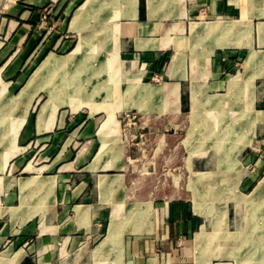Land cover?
<instances>
[{"label":"crops","instance_id":"obj_1","mask_svg":"<svg viewBox=\"0 0 264 264\" xmlns=\"http://www.w3.org/2000/svg\"><path fill=\"white\" fill-rule=\"evenodd\" d=\"M204 105L252 107L247 129L218 132L245 139L233 171L251 164L264 139V0H0V264H197L213 216L195 209L189 179L214 172L185 145L189 131L178 144L175 129L156 130L140 155L120 146L118 119L172 127L188 109L190 127ZM33 141L40 160L23 161ZM135 169L153 181L143 197ZM232 202L224 249L240 251L232 264H264Z\"/></svg>","mask_w":264,"mask_h":264},{"label":"rangeland","instance_id":"obj_2","mask_svg":"<svg viewBox=\"0 0 264 264\" xmlns=\"http://www.w3.org/2000/svg\"><path fill=\"white\" fill-rule=\"evenodd\" d=\"M36 77L38 76L36 75L35 78ZM145 83L153 82L146 81ZM187 108L188 107H186V109ZM263 108L264 107H259L258 110ZM250 110H252V107L247 105L198 106V111L194 118H192V115L189 114L190 127L186 117L188 109L185 111L187 112L186 115L180 119L181 122H176V126L172 127L154 125L148 128L145 126L144 120L135 112L121 114L118 119L120 122V146L123 145L129 151H133L136 154L139 153L140 155L144 153L147 147L157 138L158 133H156V130L165 132L175 129L177 131L178 144L184 138L186 132L189 131L186 139L184 140L185 145L189 148L191 153L195 154L196 159L202 160L203 156H205L204 161H206L205 166L207 167V172H214H194L190 175L189 179V188L193 191V195L195 194L194 206L196 204L200 205V208L204 209V211L209 210L210 215L213 216V220L212 218H209V224L206 231L207 234L205 235L204 242L200 245V247H196L195 249L197 264H200V261H202L203 264H232L234 260L240 259V251H237V255L235 256V250L233 249L232 245L230 248L224 249V243H226L225 245L227 247L230 245L228 240L227 242H224L223 234V223L225 222L227 214L225 204L232 202L233 198L235 199L236 196L233 194L234 192L243 195L249 194L255 187L257 188L261 180L264 179V139H257L259 142V147L262 149L256 152L257 157L255 160L247 166L244 165L242 170L233 171L232 168L234 164L231 159L233 154L230 152L233 151L235 141L241 140L244 142L245 139L233 137H222L219 139L216 137L218 136L219 131L233 130L235 128L247 129L249 126L248 119L252 114V111ZM261 116L264 118V114ZM235 119L237 121H235ZM259 127L260 129H263L264 125ZM212 134H214V136H212ZM39 148L40 145H37V143L33 141L30 145L28 153L23 154V161L26 160L27 162L31 160L32 162H38L40 160V153L38 151ZM137 158L138 156L134 155L131 157V160H137ZM136 164L137 163H135V165ZM218 167H222V169L219 170ZM138 172H140L138 169L133 171L132 179H135V181L138 183L137 196L143 197L145 191H147L149 188H152L153 181L151 180L152 183L147 179L144 181L138 176ZM160 172L163 179H167L168 176L174 177L175 175H180V171L177 170ZM212 174L215 175L209 179L208 176ZM241 177L249 178L251 185L248 187L237 186L239 181L238 179ZM185 181L186 179L183 175L180 176L179 180L176 182V186L179 189L178 195L183 193ZM211 181L214 183V185L209 186L208 184ZM146 182H150V184H147ZM165 182L167 183L168 181L165 180ZM202 185L207 186L201 187ZM256 188L254 189L253 193L255 192ZM161 189L162 192L173 191V189L170 190L167 186H161ZM255 196V199L252 198L254 199L252 201L242 200L245 198L237 197L242 199L232 202L231 209L232 211L233 209L237 211L238 219H240L238 226L242 224L247 226L250 225L257 232L256 236L259 248L257 251H254V253L256 254V259L264 262V242H262V240L264 241V188L262 189L260 195L258 194L257 196V194H255ZM199 198H202V200ZM195 199H197L198 202H195ZM131 213L129 214L131 215ZM230 225L233 227L234 223H231ZM204 243L206 247L201 250ZM219 245H221V248H219Z\"/></svg>","mask_w":264,"mask_h":264},{"label":"bare ground","instance_id":"obj_3","mask_svg":"<svg viewBox=\"0 0 264 264\" xmlns=\"http://www.w3.org/2000/svg\"><path fill=\"white\" fill-rule=\"evenodd\" d=\"M81 13V12H80ZM116 34V33H115ZM75 56V55H74ZM63 60V59H62ZM65 60V59H64ZM49 62H50V60H48ZM61 61V60H60ZM48 62V63H49ZM57 64V63H56ZM179 64V63H178ZM177 64V65H178ZM51 65V64H50ZM53 69V68H52ZM81 70V69H80ZM42 71V67L38 70V72H37V76L40 74V72ZM54 71V70H53ZM63 71V70H62ZM73 71H75V70H73ZM47 72V71H46ZM54 73V72H53ZM94 73V72H93ZM57 74V73H56ZM67 74V73H66ZM96 74V73H95ZM47 75H48V73H47ZM67 76V75H66ZM50 78V77H49ZM32 79H34V78H32ZM46 80H48L47 78H46ZM53 80V79H52ZM75 80V79H74ZM82 81V80H81ZM52 82H54V81H52ZM51 82V83H52ZM67 82V81H66ZM98 82V81H97ZM48 83V82H47ZM55 83V82H54ZM101 83V82H100ZM57 84V83H56ZM87 85V84H86ZM99 85V84H98ZM28 86V85H27ZM68 86V85H67ZM233 86V85H232ZM90 87V86H89ZM29 88V87H28ZM72 88V87H71ZM92 88V87H91ZM85 89V88H84ZM75 90V89H74ZM73 90V91H74ZM81 90V89H80ZM105 90V89H104ZM25 91V90H24ZM72 92V91H71ZM79 92V91H78ZM82 92V91H81ZM84 92V91H83ZM66 93V92H65ZM73 93V92H72ZM76 93V92H75ZM81 94V93H80ZM67 95V94H66ZM65 95V96H66ZM85 95V94H84ZM70 96V95H69ZM68 96V97H69ZM72 96V95H71ZM73 97V96H72ZM152 97V96H151ZM153 97H154V95H153ZM65 98V97H64ZM58 99V98H57ZM86 99H87V96H86ZM85 102V101H84ZM197 111H198V106H193L192 107V112H191V115H192V118H194L195 117V115H196V113H197ZM212 136H214V134H212ZM216 138H222V137H220L219 135L216 137ZM218 144H219V142H218ZM223 144V143H222ZM213 175H215V174H212V175H210V176H208L209 177V179L213 176ZM217 176V175H216ZM215 178V177H214ZM209 186H212V185H214V183L211 181V182H209V184H208ZM217 185V184H216ZM264 188V179L263 180H261V182H260V184L257 186V188H256V190H255V192L254 193H252V195L253 196H255V194H257V196H258V194L260 195V193H261V191H262V189ZM211 191V190H210ZM217 192V191H216ZM215 192V193H216ZM195 193V192H194ZM194 196H195V194H194ZM196 198V197H195ZM200 200H201V198H199ZM234 199V198H233ZM236 199V198H235ZM237 200H241V198H237ZM242 200H244V199H242ZM245 200H247V199H245ZM195 202H198V200L197 199H195ZM200 205H198V204H196L195 205V207H196V210L197 211H199L200 212V207H199ZM209 212V211H208ZM253 212V211H252ZM201 213V212H200ZM203 213V212H202ZM222 216H223V214H222ZM224 217V216H223ZM205 232V231H204ZM204 240H205V236L203 235V234H199V235H197L196 236V239H195V241H196V247H200V245L204 242ZM262 242H264L263 240H262Z\"/></svg>","mask_w":264,"mask_h":264}]
</instances>
